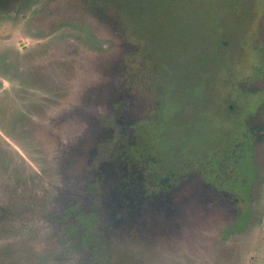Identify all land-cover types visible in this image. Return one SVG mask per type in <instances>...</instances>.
Segmentation results:
<instances>
[{"label":"rangeland","instance_id":"obj_1","mask_svg":"<svg viewBox=\"0 0 264 264\" xmlns=\"http://www.w3.org/2000/svg\"><path fill=\"white\" fill-rule=\"evenodd\" d=\"M5 5L0 264H264V0Z\"/></svg>","mask_w":264,"mask_h":264},{"label":"flooded vegetation","instance_id":"obj_2","mask_svg":"<svg viewBox=\"0 0 264 264\" xmlns=\"http://www.w3.org/2000/svg\"><path fill=\"white\" fill-rule=\"evenodd\" d=\"M44 47H42L41 49H43ZM36 49L37 48H35V47H33L32 48V50L31 51H26V55L27 54H31V53H34V52H36ZM16 50V49H15ZM17 51V50H16ZM17 53H18V51H17ZM23 53V52H22ZM106 64H108V62L106 61ZM93 63L92 64H90V69H92L93 68ZM109 65V64H108ZM108 65L105 67V69L103 70L105 73H107V71H108ZM10 81L12 82V84H13V87H14V92H19L20 93V90H18V85L19 86H21L22 87V90H23V92H21V94H23L22 96H25V97H28V96H30V93H29V91L30 90H27L28 88L22 83V82H20V81H18V80H15V79H10ZM47 87L45 86L44 87V89H46ZM27 91H28V95H26L25 93H27ZM25 92V93H24ZM23 99V98H22ZM25 99V98H24ZM131 158V157H130ZM102 162H103V160H102ZM143 214V213H142ZM141 214V215H142Z\"/></svg>","mask_w":264,"mask_h":264},{"label":"trees","instance_id":"obj_3","mask_svg":"<svg viewBox=\"0 0 264 264\" xmlns=\"http://www.w3.org/2000/svg\"><path fill=\"white\" fill-rule=\"evenodd\" d=\"M9 0H0V11H2L4 8H6V3L8 2ZM164 181V180H163ZM165 183V182H164Z\"/></svg>","mask_w":264,"mask_h":264}]
</instances>
